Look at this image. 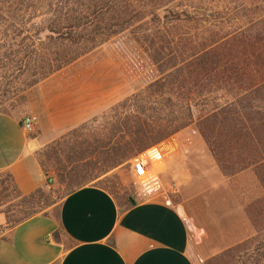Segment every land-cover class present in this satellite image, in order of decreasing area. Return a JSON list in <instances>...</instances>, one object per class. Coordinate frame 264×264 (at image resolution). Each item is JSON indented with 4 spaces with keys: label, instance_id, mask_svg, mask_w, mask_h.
I'll return each instance as SVG.
<instances>
[{
    "label": "trees",
    "instance_id": "1",
    "mask_svg": "<svg viewBox=\"0 0 264 264\" xmlns=\"http://www.w3.org/2000/svg\"><path fill=\"white\" fill-rule=\"evenodd\" d=\"M192 3L193 0H0V23L12 24L8 27L11 30L3 31L0 27V36L5 40L13 37L15 69L19 75L32 78L26 84L28 89L37 87L112 40L116 47L115 61L120 62L129 78L139 82L136 93L103 115L106 127L102 134L83 143L85 150L91 149L89 152L99 156L98 162L90 159L83 167L76 168L89 170L94 166L89 171L90 181L100 179L132 156L196 123L207 127L221 116L223 121L219 128H213L223 137L221 147L207 130L199 129L211 152L225 146L232 152L263 151V146L254 138L256 130L242 115L239 102L241 93L247 92V89L243 91L245 84L250 85V89L256 86L259 65L256 43H249L247 79L243 80L238 57L239 46L245 43L242 35L239 39L238 34H234L209 44L196 42L188 35L174 36L173 29L193 20L189 12ZM231 53L234 55L227 60ZM8 61L5 57L0 60V71H7ZM208 91L228 93L231 99L203 111L204 93ZM223 123L228 127L222 128ZM82 160L86 161V157ZM39 164L45 172L43 162ZM97 164L100 166L96 170ZM56 174L58 183L65 185L60 200L86 186L73 182L72 173L65 168L56 170ZM7 178L13 184L16 198L25 207H32L29 214L14 222L11 228L56 204L42 188L22 196L11 177L7 175ZM126 202L133 204L129 198ZM229 253L226 251L205 264H217Z\"/></svg>",
    "mask_w": 264,
    "mask_h": 264
},
{
    "label": "crops",
    "instance_id": "2",
    "mask_svg": "<svg viewBox=\"0 0 264 264\" xmlns=\"http://www.w3.org/2000/svg\"><path fill=\"white\" fill-rule=\"evenodd\" d=\"M94 72L76 62L38 85L29 114L37 119L36 137L23 131L24 117L0 113V173L11 177L22 196L46 181L37 146L108 108L116 86L93 81ZM190 129L153 148L164 163L163 175L145 187L135 204L122 205L95 185L81 187L2 231L0 264H202L247 239L252 226L243 191L239 204L234 187L244 173L224 178ZM166 180L173 181L178 196L164 197L167 192L160 189L170 185Z\"/></svg>",
    "mask_w": 264,
    "mask_h": 264
},
{
    "label": "rangeland",
    "instance_id": "3",
    "mask_svg": "<svg viewBox=\"0 0 264 264\" xmlns=\"http://www.w3.org/2000/svg\"><path fill=\"white\" fill-rule=\"evenodd\" d=\"M189 12L193 20L186 25L173 29L174 36L179 34L188 35L194 41L206 44L213 42V40L220 42L225 38H231L234 34L235 36L238 34L237 39H239L240 35L245 37V43H241L238 53V57H240L239 73L244 76L243 80L247 79L249 60L247 54L251 50L249 43H256L254 48L258 55L259 64L256 86L250 89L251 86L245 84L243 91L247 89V92L241 93L239 102L242 105V115L250 120L249 125L254 128V131H257L254 134L256 142L264 148V0H193ZM9 25L12 24L0 23L3 31L6 28V30H11V28H8L10 27ZM11 39L13 37L5 40V38L0 36V60H4V57L9 60L7 62V71H0V113L23 118L33 114L36 105L33 95H35L34 93L38 86L28 89L26 84L32 78L26 75H19L17 69H15V61L17 60L15 55L16 47L15 41ZM113 42L112 40L99 46L77 61V64L81 67L92 70L96 68V72L92 75L93 81L101 80L107 82L111 87L116 86L117 91L115 95H111L108 108L88 122L62 134L57 139L44 141L37 146L36 157L38 162L40 163L41 161L44 164L46 179L52 178L53 180L50 190H45L44 187L42 189L56 203L60 201V197L65 190V185L61 186L58 183L56 170L64 168L67 172L72 173L73 182L103 188L122 205H127L126 198L131 201H135L137 197L141 198L142 194L146 192L145 187L147 185L161 180L160 175L163 173L164 167L162 163L157 164L155 160H153L154 164L152 165V177H149L152 180L147 185L142 184L144 183L143 181H138L131 177L129 162L138 154L132 156L122 166L108 171L100 179L93 182L90 181L89 176L94 166L89 167V170L86 168L76 169L79 166L83 167L82 165L89 162L90 159L94 163L99 161L98 155H94V152H89L91 149L89 151L85 150L84 141H93L94 137L102 134L106 127V120L103 115L117 103L136 93L140 86L138 80L129 78L122 69L120 62L115 61L113 54H116V47ZM4 46L6 47L3 48ZM233 55L234 53L228 55L227 60H230L229 58ZM109 68L111 69L108 70ZM204 96L206 100L203 104L206 106L203 107V111L211 110L215 103L223 105L231 99V95L224 92L209 93L208 91V93H204ZM199 110H202V107ZM222 121L223 116L217 122L208 123L207 127L204 124L199 125L196 123L191 126L190 131H194L193 134L196 133L195 135L202 139L199 129L207 130L208 134L214 136L216 145L218 146V142H220L219 147H221L223 137H219L218 129L213 130V128L214 126L219 128V124ZM223 126L228 127L226 123H223L222 128ZM226 132L227 130H225ZM36 135L37 132L35 131L31 137H36ZM202 141L205 143L203 139ZM205 145V152H211L206 143ZM153 148L147 150L150 151V155L156 154V150ZM85 152H88L86 156ZM211 154L224 178L228 179L239 173H244L234 182V187H238L239 204L241 202V190L243 191V205L252 226V234L244 241L204 260L202 264L224 254L226 251H230V253L223 255V258L217 264H264V149L262 152H232L225 146L221 149L216 148V152H211ZM83 157H86V161L82 160ZM99 166L97 164L96 170ZM166 181H169L170 185L165 186L164 184L165 190L160 189L162 192H167L164 197L167 195L178 196V194L175 195L177 187L173 181ZM231 186L233 185L231 184ZM16 197L13 191V184L8 180L6 174L0 173V234L2 231L10 229L14 222L25 217L32 210L31 206L25 207L20 199ZM167 200L170 201L169 198ZM47 210L48 208L39 211V213ZM190 238H193L192 232L190 233Z\"/></svg>",
    "mask_w": 264,
    "mask_h": 264
},
{
    "label": "built area",
    "instance_id": "4",
    "mask_svg": "<svg viewBox=\"0 0 264 264\" xmlns=\"http://www.w3.org/2000/svg\"><path fill=\"white\" fill-rule=\"evenodd\" d=\"M37 119L33 115H27L23 118L22 120V129L23 131L27 134V136H31L34 131H35V126H36ZM150 151L140 153L136 156H134L130 160V175L133 179L135 180H141L144 183L142 184H148L152 178V172H153V164L154 161L158 163H162L164 167L163 161L159 158L157 152L155 155H150ZM53 184L52 178H47L44 184V189L45 190H50ZM167 205H170V201H166Z\"/></svg>",
    "mask_w": 264,
    "mask_h": 264
},
{
    "label": "water",
    "instance_id": "5",
    "mask_svg": "<svg viewBox=\"0 0 264 264\" xmlns=\"http://www.w3.org/2000/svg\"><path fill=\"white\" fill-rule=\"evenodd\" d=\"M132 202H133V204H135V201L134 200Z\"/></svg>",
    "mask_w": 264,
    "mask_h": 264
}]
</instances>
